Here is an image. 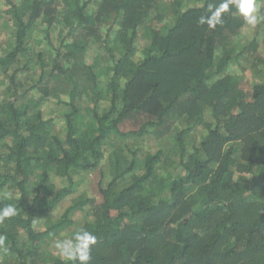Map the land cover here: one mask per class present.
I'll return each mask as SVG.
<instances>
[{"label":"trees","instance_id":"trees-1","mask_svg":"<svg viewBox=\"0 0 264 264\" xmlns=\"http://www.w3.org/2000/svg\"><path fill=\"white\" fill-rule=\"evenodd\" d=\"M3 1L0 264H67L54 241L80 227L90 264H264V57L235 8L210 29L219 0Z\"/></svg>","mask_w":264,"mask_h":264},{"label":"clouds","instance_id":"clouds-1","mask_svg":"<svg viewBox=\"0 0 264 264\" xmlns=\"http://www.w3.org/2000/svg\"><path fill=\"white\" fill-rule=\"evenodd\" d=\"M264 6V0H219L217 4H208V15L201 16L198 23L207 25L210 29H215L221 25L224 16L235 8L236 13L243 19L244 23L255 27L264 16L260 14L261 7ZM17 215V208L8 204L0 208V223ZM4 238L0 237V245ZM97 244V236L87 228L80 227L74 231L71 236L54 241V248L62 261L67 264H90L91 250Z\"/></svg>","mask_w":264,"mask_h":264},{"label":"rangeland","instance_id":"rangeland-1","mask_svg":"<svg viewBox=\"0 0 264 264\" xmlns=\"http://www.w3.org/2000/svg\"><path fill=\"white\" fill-rule=\"evenodd\" d=\"M4 8H5L4 1L1 0L0 1V11H3ZM6 18L7 17L4 14V16H2V18L0 19V42H2L4 40V37L5 36L8 37V35H11V33H12V30H11L10 25H6L7 24L6 23V21H7ZM139 31H141V29H139ZM260 32L261 33H264V32H262L260 30H259L258 33H256L254 31L253 27L243 28L242 29V34H241V36L239 38H240V40H241V42L243 44H245V43L248 44V43H250L256 37V40L259 43V46H258V48L256 50V54L258 56H263L264 57V34H260ZM33 34H34L33 35V39L36 40V39L40 38V35L38 33L35 32ZM52 36H53L52 38L55 39L56 33H53ZM147 40H148V36L145 33V31L142 30L141 35H140V38H139V42L140 43H145ZM31 42H32V45L35 47V50L37 51V48L40 45H37V43H35L34 40L31 41ZM55 42L56 41L53 40V44ZM1 48L3 49V46H1ZM103 51L104 50H102V52H100V54H99L100 55L99 56V58H100L99 61L101 63L100 66H104V65L106 66V62H107L106 59L103 58V57H107V56H105L106 54L103 53ZM0 54H2L1 51H0ZM90 55H92L91 52H90ZM235 70H237V69H235ZM235 70H232V72H235ZM237 71H239V70H237ZM0 78H1V74H0ZM249 83L250 82H248V84ZM248 84H244L242 86V88L243 89H249L250 84L249 85ZM2 88H3V85L0 84V92L3 91ZM55 95L56 94H54L53 96L50 97L49 106H47L48 107L47 112H50V114H53V115H55L57 117L59 115L60 111H62V109L60 108V106L56 105V100H55L56 98L54 97ZM56 124H57V122H56ZM130 126L131 125H128L127 126V124H125L124 127H123V129H125V131H126L127 130V127L128 128H133L132 126L131 127ZM167 134H168V132H167ZM150 138H151V140H149V139L146 138L143 141H141V143H142L141 145H142V148H143L144 152L146 150L152 151V149L153 150H158V149L161 148L163 150L162 159H164L166 161V163H168L167 166H169V163L172 162V160L176 157V155L172 154L171 151H170V142H169V140H167L166 138H164V139L161 138V140H157V138L155 139L152 136H150ZM112 143H114V144L113 145H110V146H107V148H105V150L107 149L106 156H107L108 153L111 152V150L113 149V147H115L117 144L123 145V142H121V141H120V143L119 142H112ZM138 144H140L138 141L137 142H131V141H128L127 142V140H126L125 141V149L127 150V146H129L130 148H133L134 149V148H136L138 146ZM125 154H126V157H128V158L130 157V155L127 153V151H126ZM106 156L104 158V161H106V159H107ZM96 172H92V173H90V174L87 175L86 178H87L88 181L87 182H82V184L80 185V187L78 189L77 194H82L83 192H87V194H92V193L95 194L94 184H95V182L97 180V177H98V175H97L98 173H96ZM57 210L58 209H56L55 212H54V216H53L54 219L55 218L57 219L63 213V211H60V213H59V211H57ZM71 216L74 219L76 218V219L82 221L84 214L82 212H80V211H76V212L72 213ZM49 221L50 220H47L45 223H48ZM45 223H43V224H45ZM43 224L42 223L39 224L41 226V228H42ZM44 249L50 250V246L48 248L46 246V247H44Z\"/></svg>","mask_w":264,"mask_h":264}]
</instances>
